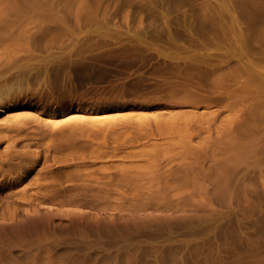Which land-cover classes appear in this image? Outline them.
Listing matches in <instances>:
<instances>
[{
	"label": "rangeland",
	"instance_id": "obj_1",
	"mask_svg": "<svg viewBox=\"0 0 264 264\" xmlns=\"http://www.w3.org/2000/svg\"><path fill=\"white\" fill-rule=\"evenodd\" d=\"M0 224V264H264V0H1Z\"/></svg>",
	"mask_w": 264,
	"mask_h": 264
},
{
	"label": "bare ground",
	"instance_id": "obj_2",
	"mask_svg": "<svg viewBox=\"0 0 264 264\" xmlns=\"http://www.w3.org/2000/svg\"><path fill=\"white\" fill-rule=\"evenodd\" d=\"M0 1H1V0H0ZM2 1H3V0H2ZM186 122H187V121H185V123H186ZM170 126H171V125H170ZM171 127H172V126H171ZM179 130H183V129H179ZM179 130H178V133H179ZM180 132H181V131H180ZM176 135H177V134H176ZM184 135H185V134H184ZM184 135H183V137H184ZM178 136H179V135H178ZM180 136H181V135H180ZM171 137H173V136H171ZM186 137H187V136H186ZM170 139H171V138H170ZM173 139H174V138H173ZM167 141H168V140H167ZM169 141L171 142V140H169ZM180 141H181V140H180ZM188 141H189V140H188ZM184 142H185V141H184ZM153 143H154V142H153ZM178 143H179V142H178ZM180 144H181V142H180ZM187 144H188V143H187ZM182 145H183V143H182ZM157 146H158V145H157ZM154 147H155V145H154ZM154 147H152V148H154ZM162 147H163V146H161V148H162ZM165 147H166V146L164 145V149H166ZM168 147H169V146H168ZM185 147H186V146H185ZM152 150H153V149H152ZM169 150H170V149H169ZM166 151H167V149H166ZM166 151H165L164 153L169 152V151H167V152H166ZM171 151H173V148H172V150H170V152H171ZM172 153H173V152H172ZM173 155H174V154H173ZM139 186H140V189H141L140 191H142V190H143V186H142V185H139ZM138 188H139V187H138ZM149 194H152V193H149ZM192 194H193V193H192ZM194 194H195V193H194ZM194 194H193V195H194ZM144 196H145V195H144ZM146 197H149V195L147 194ZM188 197H189V196H188ZM151 198H153V197H150V199H151ZM198 198H199V197H198ZM144 199H145V198H144ZM146 199H148V198H146ZM189 199H190V197H189ZM192 199H193V198H192ZM192 199H191V200H192ZM199 199H200V198H199ZM151 200H152V199H151ZM148 201H149V200H148ZM193 201H195V200H193ZM193 201H192V202H193ZM199 201H201V200H199ZM189 202H191V201L189 200ZM186 203H187V202H186ZM200 203H201V202H200ZM193 204H194V203H192V205H193ZM195 204H197V203H195ZM195 204H194V206H196ZM198 204H199V203H198ZM27 216H29V217H25V218H27V219H29V220H32V217H33L32 214H31L32 217H31L30 215H27ZM37 216H39V215H37ZM37 216H34L33 219H34L35 217H36V218H39V217H37ZM40 216H41V215H40ZM34 220H35V219H34ZM39 220H40V219H39ZM39 220H38L37 222H39ZM24 221H27V220L24 219ZM24 221H23V222H24ZM21 222H22V221H21ZM41 222H42V221H41ZM25 223H26V222H24V224L22 223L23 226L26 225ZM0 225H1L2 229H3V231H5V230H4V227H3V225H5V224H3V225L0 224ZM13 225H14V224H13ZM27 225H28V224H27ZM27 225H26V227H27ZM36 226H37V224H36ZM5 227H7V225H5ZM13 227H14V226H13ZM13 227H12V228H13ZM16 227H18V225H16ZM7 228H8V227H7ZM12 228H11V229H12ZM18 228H19V227H18ZM6 230H7V229H6ZM12 230H14V228H13ZM15 230H17V228H16ZM3 231L0 230V232H3ZM5 232H6V231H5ZM6 260H7V259H6Z\"/></svg>",
	"mask_w": 264,
	"mask_h": 264
}]
</instances>
